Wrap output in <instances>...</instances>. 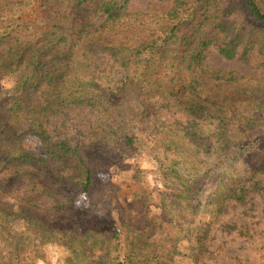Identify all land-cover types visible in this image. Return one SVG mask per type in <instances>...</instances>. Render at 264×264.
<instances>
[{"label": "trees", "instance_id": "obj_1", "mask_svg": "<svg viewBox=\"0 0 264 264\" xmlns=\"http://www.w3.org/2000/svg\"><path fill=\"white\" fill-rule=\"evenodd\" d=\"M22 128L43 158L15 156ZM5 161L0 264H208L217 231L250 235L231 208L264 207V0H0ZM109 195L144 236L74 208ZM39 202L74 225L42 231Z\"/></svg>", "mask_w": 264, "mask_h": 264}, {"label": "rangeland", "instance_id": "obj_2", "mask_svg": "<svg viewBox=\"0 0 264 264\" xmlns=\"http://www.w3.org/2000/svg\"><path fill=\"white\" fill-rule=\"evenodd\" d=\"M161 0H134V6L144 8L149 2H160ZM164 1V0H162ZM207 66L221 71L234 70L241 74H252V69L239 62H228L222 58L213 55L207 60ZM4 90H10L13 83L8 79L1 81ZM18 149L15 156L23 160H34L43 158L41 144L34 136L32 130L22 128L17 137ZM5 162H0V176L7 178L9 174L4 171ZM258 207L253 213L254 217L242 214L244 208H231L227 215L228 223H235L238 226H249V234L244 237L240 236L238 231L219 230L211 244V250L216 252L206 259L208 264H264V207L260 206L261 200L257 197ZM38 207L34 210H27L28 217L42 231L51 232L58 227L63 229L73 226L74 223L67 220H59L56 224L50 221L47 210L49 205L45 202H39ZM74 208L78 214L92 215L95 220L106 223L108 226L118 229L121 232H133L144 236L143 230L137 223H130L120 213V203L112 196L100 200L96 205H90L86 197H78L74 203ZM157 212V211H156ZM65 254L62 250L56 249L53 254L41 261L40 264H63ZM67 258V257H66ZM102 259V256H99ZM175 264H184L181 256H174Z\"/></svg>", "mask_w": 264, "mask_h": 264}]
</instances>
